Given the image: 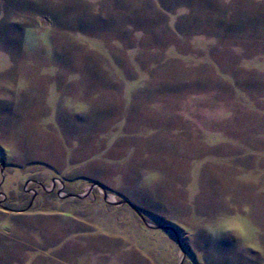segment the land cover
Returning <instances> with one entry per match:
<instances>
[{"label":"rangeland","instance_id":"obj_1","mask_svg":"<svg viewBox=\"0 0 264 264\" xmlns=\"http://www.w3.org/2000/svg\"><path fill=\"white\" fill-rule=\"evenodd\" d=\"M10 1L0 0V264H264V171L256 138H240L264 124V0L124 5L141 19L113 3ZM94 7L102 22L87 17ZM192 102L209 113L193 117ZM205 117L203 139L194 124ZM219 130L226 151L203 142ZM196 155L213 163L203 176ZM235 215L255 226L250 242L224 227Z\"/></svg>","mask_w":264,"mask_h":264},{"label":"crops","instance_id":"obj_2","mask_svg":"<svg viewBox=\"0 0 264 264\" xmlns=\"http://www.w3.org/2000/svg\"><path fill=\"white\" fill-rule=\"evenodd\" d=\"M4 3H9V2H11L10 0H2ZM12 1H14L15 2V0H12ZM29 1H33V0H29ZM83 2H87V3H97V4H99V3H113V4H117V11H118V16L120 15V16H127L126 18H128V16L130 15V14H133V19H135V18H138V19H141V17H142V15H139V14H142L143 12H140V13H134V11L135 10H133V9H128V7L127 6H124V5H127V4H131L132 2H137V1H144V0H82ZM149 1V0H148ZM151 1V0H150ZM149 1V2H150ZM179 2L180 0H159V2ZM182 1V0H181ZM97 10H98V8H96V7H94L93 8V15L92 14H89V15H91V16H89V15H87V17L88 18H90V20H92V19H94V22H97L96 20L98 19L99 20V22H100V20H101V22L103 21L102 19V17L100 16L101 15V13L99 12H97ZM103 9H100V11H102ZM99 14V15H98ZM180 15H182V14H180ZM141 16V17H140ZM81 17H83V16H81ZM48 18V17H47ZM85 18V17H84ZM88 18H86V19H88ZM177 18H178V16H177ZM131 19V18H130ZM247 20H248V18H247ZM45 23H46V25L47 24H49L47 21H45ZM240 23L242 24V22L240 21ZM45 27V26H44ZM27 28V27H26ZM46 29H49L48 27H46ZM34 31V29H32V28H28L27 30H26V34H28V32L30 33V32H33ZM80 32V31H79ZM202 63V65H205V66H207V67H210L209 66V64H208V62L207 61H205V62H201ZM211 63H212V61H211ZM210 63V64H211ZM258 64H260L259 62H258ZM240 65H242V63L240 64ZM260 65H262V64H260ZM244 68H246V67H244ZM197 93H199V92H197ZM203 96V94L202 93H200V95H194V93H192V95H189V96H187L186 98H187V100L188 99H191V100H194V99H202V100H204V99H206L207 98V100H208V98H209V96H206L205 95V97H202ZM259 96L261 97H263L264 95H262V94H259ZM192 104H193V106H192V112H193V117L195 116H197V114H201L202 113V106H200V105H197L196 107H195V105H194V102H192ZM211 109H214V108H211ZM204 111H203V115H207L208 113H209V110H208V107H206L205 106V108L203 109ZM246 110L247 109H243V111L242 112H240V113H245L246 112ZM239 111H241V109L239 110ZM201 112V113H200ZM250 112V111H249ZM264 113V112H263ZM182 114H183V112H182ZM264 115V114H263ZM177 118V117H176ZM206 119H204V118H202V119H199L200 121H199V124H194L196 127H199V129L202 131L205 127V129H204V131H202V138L204 139L205 138V134L204 133H208L207 131H212L213 130V128H212V126L210 125V121L208 122V120H207V118L208 117H205ZM207 120V123L205 122ZM256 121V120H255ZM201 123H203V124H207V126H205V125H200ZM240 129H242V128H240ZM219 132H220V134L222 135V137L221 136H218V135H216V134H207L208 136H207V138H206V140L205 141H203L205 144H209V146H215V145H220V146H222V150L224 149L225 151L228 149V148H230V146H231V144H230V142H229V138L227 139V137H228V135L227 134H224L222 131H220L219 130ZM254 132V133H253ZM204 134V135H203ZM240 138L242 139V142H245V141H247L245 144L247 145L248 143H250L251 141H252V139H255L256 138V140H254L253 141V143L254 144H256V146H257V149L255 150L257 153H256V155H255V158H256V160L257 161H255V163L257 164V163H259L260 165V167H262L263 169H262V171H264V124H262L261 122H259V123H255V122H253V124H248V126L246 127V128H244V129H242V130H240ZM229 137H232V136H229ZM233 137H235V136H233ZM241 141L239 142V145H242L243 146V143H242ZM241 143V144H240ZM172 144H175L176 146H178V145H181V144H183V141H182V139H175L173 142H170L169 143V145H172ZM258 146L260 147V148H258ZM239 147V146H238ZM246 147H248V146H246ZM240 151L242 150V151H245L246 152V148H241V149H239ZM225 151H224V153H225ZM223 153V154H224ZM221 155V156H223V158H220L219 160H220V162L221 161H224V160H227V159H231L230 157H227V156H229V155H227V154H225V155ZM208 159V160H207ZM193 163L195 164H193V168H192V170H193V172H195V175L196 176H198V175H200V176H203V173H202V171L204 172L205 170H206V168H208V167H211V166H209V165H207L206 166V168H205V163H207V161H210V158H209V156H203L202 155V157L201 156H199V155H196L195 157H193ZM228 162L230 161V160H227ZM226 162V161H225ZM210 163H211V161H210ZM211 164H213V163H211ZM258 165V164H257ZM201 166H203V170H201ZM205 168V169H204ZM200 170H201V172H200ZM200 172V173H199ZM242 178V177H241ZM195 179V178H194ZM242 180L243 181H245L246 179L245 178H242Z\"/></svg>","mask_w":264,"mask_h":264},{"label":"clouds","instance_id":"obj_3","mask_svg":"<svg viewBox=\"0 0 264 264\" xmlns=\"http://www.w3.org/2000/svg\"><path fill=\"white\" fill-rule=\"evenodd\" d=\"M224 227L228 231H232L237 239L243 240L246 243L250 242L251 234L256 231L255 226L248 219L240 215H235L228 219Z\"/></svg>","mask_w":264,"mask_h":264},{"label":"water","instance_id":"obj_4","mask_svg":"<svg viewBox=\"0 0 264 264\" xmlns=\"http://www.w3.org/2000/svg\"><path fill=\"white\" fill-rule=\"evenodd\" d=\"M3 165H5V162H4V158H3ZM77 197V196H75ZM122 203H126L128 206H130L132 209H134V206L132 203H130L128 200H124L123 202H119L117 204H122ZM135 210V209H134ZM162 229H168L170 230L174 237L177 239V242L178 244L181 246V243H182V233L180 232V230L178 229V227L172 225L171 223H169L168 221H165L164 223H162V226H161Z\"/></svg>","mask_w":264,"mask_h":264},{"label":"flooded vegetation","instance_id":"obj_5","mask_svg":"<svg viewBox=\"0 0 264 264\" xmlns=\"http://www.w3.org/2000/svg\"><path fill=\"white\" fill-rule=\"evenodd\" d=\"M52 191V190H51ZM50 191V192H51ZM38 197V192H37V189H35L34 191H33V196H32V201H31V203L36 199ZM123 202V201H122ZM122 204H126V203H122ZM127 205V204H126Z\"/></svg>","mask_w":264,"mask_h":264}]
</instances>
